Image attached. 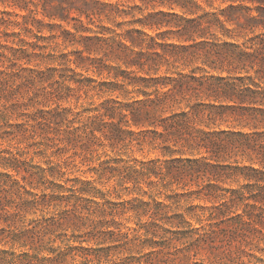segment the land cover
Listing matches in <instances>:
<instances>
[{
  "label": "rangeland",
  "instance_id": "374dc122",
  "mask_svg": "<svg viewBox=\"0 0 264 264\" xmlns=\"http://www.w3.org/2000/svg\"><path fill=\"white\" fill-rule=\"evenodd\" d=\"M175 2L179 7L187 8L192 0ZM0 3L7 6L0 10V142L6 145L0 148V169H4L0 171V222L6 226L0 227V243L31 247V251L19 255L7 248L0 250V264H77L78 258L79 264H186V258H194L193 264H205L201 257L207 258L208 264H213L218 260L232 261L230 250L233 247L242 252L239 242L248 235H258L259 229L264 228V171L251 164L234 167L225 163L224 158L233 151L251 152L257 162H264V130L257 128L250 134L239 131L203 132L192 128L188 116L176 114L181 110L155 120L153 115L175 97L191 94L197 98L192 107L197 116H215L218 120L243 118L264 123V54H259L261 51L258 52L259 56L241 54L264 46V35H253L243 45L231 38L222 43L218 39L196 42L193 34L206 37L214 26L223 29L216 13L205 11L195 18L186 19L175 12L161 9L128 22L143 26H174L173 29L157 33L155 37L146 38L143 27H128L123 33H118L116 28H123V21L115 22V28L103 23L117 11V6L103 3L102 0H0ZM231 4L236 9L233 10ZM256 10L264 15V4L258 3ZM243 11L250 9L233 2L220 14L227 18L230 14ZM247 23L252 25L254 18L247 20ZM45 32L48 34L45 35ZM162 40L186 42H159ZM61 43L65 46L78 44L80 48H74L71 52L58 51ZM249 48L252 50H247ZM70 56L78 67L87 65L88 70L93 71L91 76L73 72L70 77L84 96L88 95L89 90L131 95L124 84L117 82L119 79L127 80L130 84L172 87L181 76L179 74L203 73L204 70L193 69L191 73L177 70L172 75H149L145 70L153 66L167 67L171 63L180 65L189 57L210 58L221 69H231L228 75H199L203 76L201 81H191L197 84L196 88L184 84L175 94L166 95L163 105L148 99L146 92L142 93L145 99L119 102L113 98L101 105L108 116L118 118L116 123L105 125L111 140L116 143L135 139L134 133H126L122 127L130 120L137 125L158 123L182 146L175 151L173 159L164 162V172L177 185L190 186L193 191L169 194L167 199L179 200L193 195L217 200L222 198L224 203L216 206L214 217H210L213 220L209 224L210 231L201 234L200 229L187 227L176 231L163 229L161 234L155 231L160 225L153 221L146 230L159 238H146L137 244L139 237L133 236L129 240L127 232L112 230L125 227L123 222L100 217L121 214L129 205L134 211L147 214L151 210L157 219L182 225L188 223L184 214L175 212L168 215V206L154 198L150 203L139 198L116 203L94 188L91 181L81 180L78 176L65 179L66 174L57 165L49 164L47 159L44 164L35 162L47 156L46 149L55 142L53 137L61 144L79 145L80 151L85 153L95 146L90 144L85 147L81 143V129L71 127L78 121L67 119L71 108L61 110L58 104L54 108L47 107L46 101L79 99L73 96L72 87L63 83L69 77L67 69L62 70L61 66ZM112 61H120L125 67H118ZM249 68L252 74L233 75ZM137 72L145 74L138 75ZM101 75L114 79L101 80L97 85L96 77ZM184 81L180 80L179 83ZM155 96L161 95L157 92ZM254 97L263 101H251ZM41 104L43 106H39ZM29 108L35 110L26 111ZM121 109L128 113L127 117ZM84 111L89 109L85 108ZM66 121L69 127H65ZM37 135L46 139L36 140ZM157 135L154 131L145 133V139H154ZM193 145L207 150L213 162L204 163L194 156L192 150H188ZM55 154L66 155L67 149L56 148ZM73 155L77 154L73 152ZM81 162L87 167V156ZM112 164L117 167H112ZM158 164L159 161L150 160L143 165L146 171L140 172L122 159H114L111 164L105 162L102 167L107 174H122L130 181H137L148 174L159 176ZM88 171L97 169L89 168ZM237 173L253 181L244 185L248 196L240 189L223 188L219 183L212 182L230 179ZM49 177H58L64 182ZM78 191L91 195H79ZM100 200H103V204ZM61 205L63 208L55 215L41 216L27 221L25 225L26 214L33 209H56ZM241 206L242 211H236ZM198 209L199 206L190 205L188 211L196 212ZM65 225L82 229L73 233L72 238L77 243L62 250L48 247L51 256L41 257L36 245L42 242L43 236L55 234ZM65 235L61 231L57 238ZM118 235L123 238V243L117 239ZM93 243L95 246H92ZM179 243H183V247L172 251ZM145 247L156 250L142 255L135 251ZM124 252L128 254L122 255ZM260 264H264V261Z\"/></svg>",
  "mask_w": 264,
  "mask_h": 264
},
{
  "label": "clouds",
  "instance_id": "9594fccd",
  "mask_svg": "<svg viewBox=\"0 0 264 264\" xmlns=\"http://www.w3.org/2000/svg\"><path fill=\"white\" fill-rule=\"evenodd\" d=\"M103 3L109 5L117 6V11L112 13L110 19L103 20V23L108 24L110 27L115 28V22L123 21V28H116V32L123 33L128 27H143L144 32L147 37H155L157 33L173 29V25H151L143 26L140 24H129V21H134L136 19H141L146 17L151 11H158L163 9L164 11H172L176 14L185 17L186 19L195 18L199 16L202 12H214L219 16L220 22L223 24V29L219 26H214L211 28L209 34L206 37H201L199 34H193V39L196 42H200L202 39H207L211 42L214 39H218V42H223L224 40L232 39L234 42L243 45L251 36L253 35H264V15L256 10L259 0H192V3L187 8H181L177 6L175 0H102ZM244 4L250 11H243L235 13L231 19L226 18L225 15H221V10L226 9L230 3ZM7 6L0 3V10L5 9ZM254 18V23L249 25L247 20H252ZM83 19V17H81ZM62 23V22H61ZM87 23V21H85ZM69 25H66V27ZM215 34L214 36L212 34ZM229 33L230 35H226ZM45 35L48 33L45 32ZM80 35V33H77ZM164 42H176L185 43L183 40H170V41H159ZM128 43V41H125ZM74 48H80V45L73 44L65 46L63 43L60 44L58 51L71 52ZM247 50H252L251 48ZM99 55V54H96ZM112 63L118 67H125V65L120 61H112ZM211 65V66H210ZM62 70L67 69L68 79L63 80V83L68 84L73 89V96L79 97V99L68 98L66 100H55L46 101L48 108H54L57 104L60 109L68 107L72 111L68 115V121L77 120V123L71 125L72 128H80V136L82 137L81 143L85 147H89L90 144H94L90 151L82 152L80 151L79 145L73 147L67 143L61 144L59 140L55 137L52 138L55 141L50 148L46 149L47 156L44 158L36 159V163L44 164L45 159L48 160L49 164L57 165L61 172L65 173V179L68 177H80L81 180L91 181L94 188L99 189L108 200L115 201L116 203L131 201L134 198H139L149 203L154 198L156 201L163 202L167 205V214L171 215L175 212H180L184 214L187 224H178L174 222H168L166 219H157V217L152 215V211L149 210L147 214L143 212H137L131 209L129 205L121 214L113 216H104L100 219L105 220H116L121 221L125 225L120 229L113 228L112 230L120 232H127L128 239L131 240L133 236L139 237L136 242L142 241L146 238L158 239L159 236L153 235L152 231H147L146 227L150 226L153 221H156L159 228L155 229L158 233H163V229H171L173 231L180 230L183 228L191 227L201 230V234L210 231L209 224L213 222L210 217H214V209L219 204L224 203L221 199H211L207 196H190L184 197L179 200H169L167 196L169 194H175L180 192L190 193L193 189L184 185H177L174 181H171L166 172H164V162L174 158V153L178 148L182 146L177 144L170 136L168 132L165 131L163 127H160L158 123H140L133 124L129 120L122 127L125 132H132L135 134V139H125L123 143H116L111 140V135L105 125H112L117 122V119L108 116L104 108L101 106L105 100L116 99L119 102H127L130 100H141L146 97L142 94L144 92L148 93V98H155V94L158 92L161 96L164 93L169 92V87L151 85L145 86L143 84H130L127 80L119 79L118 83L124 84L130 91L131 95H121L119 92H107L102 93L97 91L89 90L88 95L84 96L79 92V89L70 78L75 72L77 75L91 76L93 75L92 70H88L87 65L77 66L76 63L72 62L71 56L68 61L63 62L61 66ZM193 69H203L204 72H197L196 75L202 74H216V75H228L231 69H221L219 65L213 64L212 59L205 58L202 56L189 57L183 64L177 65L175 63L168 64L167 67L153 66L152 69H146L149 75H172L177 70L184 73H191ZM132 70V69H130ZM138 75H144V72H137ZM252 74V69L249 68L247 71H239L233 73V75L244 76ZM114 77L108 75H101L96 77L97 85L101 80H112ZM197 102V98L191 94L184 96H177L174 100L169 101L162 109H158L154 112L153 119L157 117L163 118L165 116L171 115L172 112L183 110L188 113L189 122L194 130H200L203 132H218V131H239L246 134H250L252 131L259 128L264 130V123L260 121H252L248 119H232L225 118L223 120H218L215 116L209 118L208 116H197L194 111H192V106ZM223 103V102H222ZM2 106V102H0ZM43 106V104L39 105ZM219 107V106H217ZM88 108L89 111L85 112L84 109ZM35 109L29 108L26 111H34ZM121 112L127 117L128 113L121 109ZM79 114V115H78ZM98 118V119H97ZM215 121V122H214ZM2 123V122H0ZM99 125V127H97ZM65 127H69L67 121L65 122ZM157 133V137L154 139H145V133L151 132ZM36 140L46 139L39 135L35 136ZM3 142H0V148L5 147ZM23 147V145H20ZM56 148L67 149L66 155H56ZM166 149H171L172 151H167ZM192 154L203 160L204 163H212L213 158L209 152L198 146H190ZM73 152L77 155L74 156ZM87 156L88 165L87 167L81 162L82 158ZM79 157V158H77ZM114 159H122L128 166L139 170L140 172H145L146 169L143 167L150 160L159 161L158 168L160 169V175L148 174L143 180L130 181L122 174L110 175L104 172L102 165L105 162L111 164ZM67 162V163H65ZM224 162L239 167H244L245 165L251 164L261 171H264V162H257L256 156L251 152H238L233 151L228 156L224 158ZM112 167H117V165L112 164ZM123 167V165H119ZM47 167V165H45ZM89 168H96L97 171H88ZM4 169H0L2 171ZM50 179L55 178L58 182L63 183L64 181L58 177H49ZM150 182H154L150 184ZM214 183H219L223 188L240 189L244 192L245 196H248V191L244 189V185L250 184L251 181L245 175L237 173L232 175L231 178L217 179L212 181ZM203 182H201L202 185ZM147 193V194H145ZM66 194V193H65ZM79 195L90 196V193H79ZM99 199V198H96ZM103 204V200H100ZM190 205H197L199 209L196 212L188 211ZM63 208V205L57 207L56 209H43L37 208L33 209L30 213L26 214L25 225L27 221L33 219H39L41 216L55 215ZM236 211H242V206L237 207ZM97 219V217H93ZM144 226V227H141ZM0 227H6L2 222H0ZM258 227V226H257ZM64 232L66 235L57 238L60 232ZM82 229L77 227H70L65 225L64 228L57 230L55 234H49L43 236L42 242H39L36 246L39 249V255L41 257H50L51 253L47 251L48 247H55L59 250L64 249L68 245L76 244L73 237L74 232H80ZM170 235V233H169ZM117 239L123 243V238L118 235ZM25 243V242H22ZM107 243V242H105ZM95 246V243L92 244ZM183 247V243L175 244L172 251L175 248ZM9 249L15 251L17 255L24 251H31V247H21L19 245H14L12 243H0V250ZM239 248L242 252L237 251L233 247L231 255L233 257L232 261L229 260H218L213 261V264H260L264 261V228L259 229V234L256 236L248 235L241 242H239ZM156 249L150 248H137L141 255L147 251H155ZM127 252L122 253V255H127ZM135 254V253H134ZM118 258V257H114ZM194 258H186V264H193ZM208 264V260L205 257H201ZM77 264H79V258L77 259Z\"/></svg>",
  "mask_w": 264,
  "mask_h": 264
},
{
  "label": "trees",
  "instance_id": "16d2710c",
  "mask_svg": "<svg viewBox=\"0 0 264 264\" xmlns=\"http://www.w3.org/2000/svg\"><path fill=\"white\" fill-rule=\"evenodd\" d=\"M259 3L264 4V0H259ZM230 7L233 8V10L236 9L235 5L231 4ZM232 16L233 15L230 14L229 16H227V18L231 19ZM232 45H235V44H232ZM259 51H261L259 54H264V46H262L261 48H256L254 52H242L241 54L256 56ZM259 54L257 56H259ZM179 75H181V76L177 79V83L176 84L174 83L172 87H169V92L164 93L163 96H155L154 99H152V98H148V99H150L152 102H155L157 105H163L164 103H166L165 102L166 95L175 94L178 90H181L180 87L183 86L184 84H187L188 87H190V88H196L197 84H194L191 81H196V80L201 81L200 78H203V76H197L196 74H190V75L179 74ZM180 80H185V81L182 82V84H180L179 83ZM199 84H201V83H199ZM251 101L257 102V101H263V100L259 97H254V98H252ZM255 109L261 110V108H255ZM192 111H195V109L192 108ZM176 114L188 116V113L183 111V110H181V112H177Z\"/></svg>",
  "mask_w": 264,
  "mask_h": 264
}]
</instances>
